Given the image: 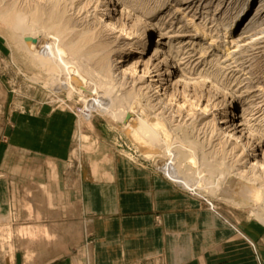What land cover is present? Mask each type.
Masks as SVG:
<instances>
[{"label":"rangeland","instance_id":"374dc122","mask_svg":"<svg viewBox=\"0 0 264 264\" xmlns=\"http://www.w3.org/2000/svg\"><path fill=\"white\" fill-rule=\"evenodd\" d=\"M126 1L130 3V5H134V7L147 4L148 7L155 8L159 5V0ZM198 1L199 0L195 1L194 4V6L200 5L199 14L197 16L194 15L197 8L190 12L187 9L190 6V4H188L180 7H169L165 5L163 7L164 9L162 8V14H158L154 17L153 24L158 26V30L153 34L150 50L145 55L146 61L155 55L156 44L161 39V33H169V37L182 34L196 35V38L179 39V41H175L174 44L182 42L184 47L187 46L184 51L185 53L191 49V51H197L199 57L204 53L201 51L204 50L207 53L206 56L208 60L203 61V64L201 63L199 66H205L204 68L207 70H215L214 72H217V68L221 69L220 65L225 61L224 52L217 49V44L210 47V37L217 35L221 37V35H223L222 24H225L227 22L226 20H229L235 14L242 1L228 0L227 2H223L221 7H218L219 1L216 2V0L203 1L201 2L203 5ZM260 1L261 0H258V3ZM99 3V0H0V13L2 15V13L4 14L12 11L16 14L24 15L25 13H30V11L34 9H39L44 11L43 14H46V16L57 18V22L59 19L64 18L63 23H61L62 20L59 22L63 24V28H68L70 30L71 35H68L72 37L74 34H89V30L92 32L94 31L95 34L101 31L100 28L101 25H103L101 21H103L104 18L97 14ZM208 3L211 4L209 8H206ZM160 4L163 5V3ZM257 6L258 5H256L255 8H257ZM178 8L182 13H177ZM103 9V7H100V10ZM234 9H236V11ZM206 10L209 11L207 12ZM260 18L262 17L260 16ZM192 19L193 21H191ZM117 20H119V17H116L115 22ZM3 21L4 20L1 18L0 195L7 198V204L2 206L5 208L4 210H0L1 259L9 262L12 261L16 255L20 254L31 261L38 256V253L33 251L36 246L49 247L52 244L65 243L69 240L70 237L64 235L46 236V233H44V231L46 232L49 230V221H51L52 224L55 223V219L53 218L62 220L57 222V229H62L69 225L63 224L65 223L64 217H62V214H59L62 213L61 210L64 208L63 205L61 208L57 209L59 213H55L53 218H50L48 212L44 215V213L38 209L40 207L49 208L48 203L34 204L37 198H47L52 195L53 191L50 190V181L58 184L61 173L63 177H66L65 182H67V186L72 187L74 189L73 191L79 194L81 184H83L85 180L89 182H108L112 178L111 174H117L119 176L123 174V169L128 170L129 168L127 167L131 169L132 165L134 166L135 164L139 166L138 168L147 177V181L142 182V187H144L143 190H145L144 192L147 193L150 187H153V189H164L167 188L166 185H168L169 192H177L178 196L175 197V200L180 202L179 207L182 212H201L203 218L202 222H208V219H210L209 216L213 217L216 215L221 221L218 223V226L230 228L238 233H240L238 230L244 229L250 234H253L251 236L253 239H258L264 235V223L259 221L251 211L252 209L249 208L248 210V207L244 209L237 208L234 202H227L226 196L224 193L222 194V192L226 190L227 185L224 184L215 187L216 185L213 184L212 186L211 184L203 189L201 187L202 184H200L199 187L197 186L195 192H191L187 188L183 187V189L181 184L166 180L164 178L165 174L159 166L149 158V155L140 150L139 146L134 145V142L123 129V123L120 121L115 124H112V122L110 123V121L102 116V113H99L94 107L93 103L95 102H92L94 100H90V102L86 98L87 96L83 95L76 86L71 85L72 82L70 78L73 77V74H66V72L57 65L53 67L33 66L28 60L29 58L27 59L22 50L18 47L7 24ZM127 21H129L128 15L124 17V23H127ZM245 26L244 24L237 29L242 30ZM202 29L207 32V35L204 36V40H201L197 36V34L200 36L202 35V31H200ZM197 31H199L200 34L196 33ZM103 34L101 39L98 40L99 45H102V49L104 48L101 50H105V55L108 52L110 53V51H114L111 55L112 59L109 58V60L111 59L112 62L115 63L114 65L116 68L114 71H116V76L121 73L126 64H129L128 66L131 65L130 68L134 70L135 62L128 63L124 58L125 52L130 50L131 47L126 46L127 43L125 42L119 43V40L114 41L113 38L115 35L106 36L107 33H105L106 35ZM108 39L110 40L108 41ZM69 40L70 38L67 39V41ZM188 42L191 43L188 44ZM219 42H221V39L218 40V45L220 44ZM86 53L88 52L84 51L81 57H84ZM90 53L81 61V65H85L86 67L82 66L83 68L81 67V70L78 69L79 73L82 72L79 74V77L81 76V78L86 80L87 78L91 80L92 78L96 79L98 77L97 74H99V70L105 67V65L102 67V61H104V64L107 62V66H109L108 64L110 62L108 59H106V61L103 59V53V56H101V53L98 55L96 53ZM207 61L211 62L208 66L207 63H205ZM97 63L101 65V68L99 65L96 66ZM230 63L233 62L227 64L229 67L231 65ZM216 64H218V66H215ZM251 64L252 62H250L248 66ZM254 66L256 70H253L255 71L253 74H247L244 71L245 74L239 71L232 73L229 70L230 72L227 71L226 75L228 74V78L233 82L234 79H236L232 85L235 86L239 84L237 88L242 87L243 93L246 91L252 92L254 90V92H252V97L254 96L253 98L255 99H252L254 104L250 106L251 110H249L248 113L251 114V111H253V114L256 113L260 117L264 115V54L260 55V58L257 59ZM84 68L87 71L82 70ZM142 70L143 67L137 70V72L135 71L131 75L128 73L125 76L130 77L131 80L135 77H141L143 74ZM188 78L189 80H185L178 77L175 81H169L168 84L164 86V89H167L173 84L171 88L178 89V95L180 94L181 98L183 97L182 99L188 100L190 105L194 104V106L188 108L191 109L189 113L187 111L183 112L181 118H178L177 115L174 114V111L179 108V102H174L178 106H169L168 110L172 108L170 112L167 110L164 115L162 114L165 118L161 115L166 122L169 120L167 124L173 131L170 134L168 143L170 154H172L169 158L172 157L173 161L177 162L180 167L179 174L188 182H195L196 172L198 171L201 175L203 174L198 180L203 184H209V179L214 178L216 172L221 175L231 174L233 167L236 169L235 161L237 158L224 150L223 139L225 133L218 129V122L221 115H219L218 119L215 121L219 112H214L216 108L214 109L213 106H211L212 103L208 104L207 99H209V97L215 99L216 97V99L218 98L217 103H219L222 100L225 101V98L226 100H231V98H229L228 94H221L222 91L217 89V85H212L211 81L205 85L202 84L205 79L201 77L197 78V76H191ZM149 80L151 82L153 79L149 78L147 81L149 82ZM170 80H173V77H171ZM177 80L180 81L178 83L179 86H175ZM128 83L129 85L127 84L119 90H116L115 94H113L114 96L112 95L109 101H104L109 103V108L112 106H119L118 111H120V109L123 111L124 108L129 109V107L131 109V102V105H129V102L127 103L126 101L129 99L131 100V98L133 99L135 94L132 90V85H130V82ZM171 88H168L167 91L163 90L160 94H172L171 91L173 90H171ZM200 92L204 93V95L207 93L208 95L206 94L205 100L204 97H202L203 99H201L202 101L198 103L197 107L195 106L197 100H195L196 97L194 96L198 94V97H200V95H202ZM227 93H229V91ZM165 99L166 98H164V100ZM182 99L178 100L183 102L184 100ZM122 104L124 108H121ZM208 105H210L209 108L203 112L202 109H205ZM186 106H189V104H186L185 108ZM161 112L162 111H158L156 114L160 115ZM235 116L236 114L232 113V117L235 118ZM248 119H250V117H248ZM237 121L238 119L232 123L229 132L235 133V127L240 124ZM240 137L241 140H245L247 135L242 134ZM186 156L193 158L195 165L191 164L189 160H187L189 161L187 162ZM126 164L129 166H126ZM59 169L62 170V172L59 173ZM117 169H120L121 173L119 170L117 171ZM129 174L131 175L133 172L131 171ZM135 185L136 182L134 184V191L137 192ZM216 190L221 194L214 196L213 194H215L214 192ZM170 198L172 199V197ZM190 199H194V201L197 202L193 203V208L191 209L187 207L189 204L188 202L192 201ZM71 208L69 216L65 218L67 223H72L68 227L80 228L82 226V228H84L85 225L83 226L80 223V220H84L80 219V215L83 213L81 205L75 204ZM263 208L264 206L261 207V209ZM1 211L3 213H1ZM262 212L264 213V211ZM155 217L159 224L161 218L160 213L157 212ZM60 222L62 225H59ZM28 226L37 228L39 232L33 235L30 234L26 237L20 236L19 230L22 227ZM89 226L90 225L87 223L86 227ZM256 230H260L259 233ZM76 238L79 239V237ZM248 244L251 247L249 258L256 260L258 264H264L262 255H260V253L258 255V251H261L256 247V243L251 241V243ZM250 264L253 263L250 262Z\"/></svg>","mask_w":264,"mask_h":264},{"label":"bare ground","instance_id":"6f19581e","mask_svg":"<svg viewBox=\"0 0 264 264\" xmlns=\"http://www.w3.org/2000/svg\"><path fill=\"white\" fill-rule=\"evenodd\" d=\"M99 1L100 3L99 8L97 9V14L104 18V20L101 21L103 25L100 24L101 31L99 30L100 32L98 34L89 30V34H74L70 37V30L68 28H63V24H61L64 22V18L62 19L59 16L61 18L59 21L62 20V22H57V18L48 17L46 14H43L44 11L39 9H34L33 11H30V13H25L24 15H19L12 11L4 14L2 13V15L0 13V17L5 21L13 39L18 44V47L22 50L25 57L27 59L29 58L28 60L33 66L53 67L57 65L60 66L66 74H73V77L70 78L72 82L71 85L76 86L83 95L87 96L86 98L89 101L94 100L92 101L96 103H93L94 107L99 113L101 112L102 116L110 121V123L112 122V124H115L118 121L123 123V129L128 137L134 142V145L139 146L140 150L149 155V158L153 160L165 174L166 179L181 184L182 188H187L191 192H195L197 186L199 187L200 184H202L201 187L203 189L211 184L212 186L213 184L216 185L215 187L225 184L227 185V188L222 194L224 193L226 196L225 198L227 199V202H234L237 208L244 209L248 207V210L249 208L252 209L251 211L259 221L264 223V213L262 212L264 211V208L261 209V207L264 206L262 205L264 204V115L259 117L256 113L253 114V111H251V114L248 113L249 110H251L250 106L254 104L253 100L255 99L253 98L254 96L252 97V92H254V90L252 92L246 91L243 93L242 87L237 88L239 84L235 86L232 85L236 79H234L233 82L228 78V74L226 75V72L229 70L232 73L237 71L241 73L244 71L247 74H253V72H255L253 71L256 70L254 66L255 62H257V59L260 58L261 54H264V0H261L259 3L258 0H240L242 2L239 9L237 11L234 9L236 11L235 14L229 20L227 19L225 24H222L223 35H221V37L220 35H217L218 37H210V47L217 44V49L224 52L225 61L220 65L221 69L217 68V72H214L215 70L211 71V69L207 70L204 68L205 66H199L203 61L208 60L206 56L207 53L204 50L201 51L204 53L199 57V53L197 51H191V49L185 53L184 51L187 46L184 47L182 42L174 44V42L179 41V39L196 38V35L182 34L169 37V33H161V39L156 44L155 55H153L148 61L145 60V55L150 50L153 41V34L158 30V26L153 24L154 17L158 14H162V8L165 5H168L169 7H180L188 4H190V6L187 9L190 12L197 8L194 12V15L197 16L200 8V5L194 6L195 1L197 0H159V5L157 7L154 6L155 8H150L147 4H141L140 7H134V5H130L126 0ZM203 1L207 0H199L198 2L201 3ZM217 1H219L218 7H221L222 3L227 2L228 0H216V2ZM160 3H163V5ZM210 4L211 3H208L206 8H209ZM256 5H258L257 8H255ZM100 7H103L104 9L100 10ZM180 12L182 13L178 8L177 13ZM127 15L129 21L124 23V17ZM260 16L262 18H260ZM116 17H119V20L115 22ZM191 21H193V19ZM244 24L246 25L245 28L242 30L237 29ZM200 31H202V35L200 36L197 34V36L201 40H204V36L207 35V32L203 29ZM103 33H107V35L105 34L106 36L115 35L113 38L114 41L119 40V43L125 42L127 43L126 46L131 47L130 50L125 52L124 58L128 63L135 62L134 70L130 68L131 65L128 66L129 64H126L121 73L118 74L119 76H116V71H114L116 66L111 60V55L114 51H110V53L108 52L105 55V50L102 51L104 48L102 49V45H99L98 40L101 39ZM196 33L200 34L199 31ZM69 38L70 40L67 41ZM219 39H221V42H219L220 44L218 45ZM109 40L110 39H108V41ZM190 43L191 42H188V44ZM83 50L88 53H96L97 55L101 53V56H103V53V59H105V61L106 59L109 60V58H111L109 60L110 62L108 61L109 66L106 65L107 62L104 64V61H102L101 65L102 67L105 65V67L99 70V74H97L98 77H94L96 79L92 78L89 80V78H87L86 80L81 78V76L79 77V74L82 72L79 73L78 69L83 66L81 65V61H83V58L85 59V56L88 54L86 53L84 57H81V54L84 52ZM229 62H233L230 63V67L227 65ZM250 62H252V64L248 66ZM205 63H207V66L211 64L209 61ZM98 65L99 64L97 63L96 66ZM101 65H99V67ZM215 66H218V64ZM141 67H143V74L141 77H135L131 80L130 77L125 76L128 73L131 75L133 72H137ZM82 70H85V68ZM244 72L243 74H245ZM191 76L205 79L202 83L205 85L211 81L212 85H217V89L222 91L221 94H228L229 98H231V100H226V98L223 97L225 98V101L222 100L219 103H217L218 98L216 99V97L215 99L212 97L207 99L208 104L212 103L211 106H213L214 109L216 108L214 112H219L215 121L218 119V116L221 115L218 122V129L225 133L223 139L224 150L229 154H233L237 158L235 161L236 169L233 167L231 174L221 175L216 172L214 178L209 179V184H203L198 180V178L200 179L203 175L198 171L196 172L195 182H188L179 174L180 167L177 162H174L172 157L169 158L172 154H170L171 152L168 143L170 134L173 131L167 124L169 120L166 122L161 117V115H164L165 111L168 110L169 106L176 105L174 102H179L180 104L179 108L174 111V114L177 115L178 118L183 116V112L187 111L189 113L191 111V109L188 108L194 106V104L190 105L188 100L182 99L183 97L181 98L180 94L178 95V89L171 88L173 84L168 87L173 90L171 91L172 94H163L164 98H166L165 100L163 95L160 94L163 90H168V88L164 89V86H166L169 81L173 82L175 79H178V77L189 80L188 77ZM171 77H173V80H170ZM149 78H152L153 80L151 82L149 80L148 82L147 80ZM128 82L132 85V90L135 94L133 99L131 98V100L129 99L126 101L127 103L129 102V105L132 104L131 109L130 107V110L124 108L123 104L121 105V108H124L123 111L122 109L118 111L119 106H112L109 108V103L104 101H109L110 97L115 94L116 90H119L127 84L129 85ZM179 82L180 81L177 80L175 86L178 85ZM228 91L229 93H227ZM201 94L200 97H198V94H195L196 96H194L196 97L195 100H197L195 104L197 107L198 103L202 101V97H204L205 100L207 93L205 95L204 93ZM178 99L184 101L180 102ZM186 104H189V106H186L185 108ZM209 106L210 105L205 109L201 108L202 111L205 112ZM170 110L168 111L170 112ZM158 111H162L160 115L156 114ZM232 113L236 114L235 118L232 117ZM248 117H250V119H248ZM236 119H238L237 122L240 123L239 126L235 127V133L229 132L232 123L236 121ZM242 134L247 135L245 140H241L240 136ZM186 157V161L189 160L191 164L195 165L193 158L190 156ZM134 166L138 165L135 164ZM214 193V196L221 194L217 190ZM31 227L32 226L22 227L19 230V235L26 237L30 234L33 235L39 232L37 228ZM44 233H46V236L50 235L49 230L46 232L44 231Z\"/></svg>","mask_w":264,"mask_h":264},{"label":"crops","instance_id":"0c3cea01","mask_svg":"<svg viewBox=\"0 0 264 264\" xmlns=\"http://www.w3.org/2000/svg\"><path fill=\"white\" fill-rule=\"evenodd\" d=\"M127 168L119 176L111 174L108 182L85 180L79 194L67 186L62 173L58 184L50 181L52 195L39 197L34 204L48 203L49 208L38 209L44 215L48 212L50 218L63 205L59 214L68 226L72 223L65 218L73 205L80 204L83 212L80 219H84L80 223L85 227L57 229V222L62 220L53 218L55 223L48 224L50 236L70 237L67 242L36 246L33 251L38 256L31 261L18 254L9 262L0 258V264H258L249 258L251 241L261 251L258 255H262L264 263V235L253 239V234L244 229L238 233L220 227L216 215L202 222L201 212L180 210V202L175 200L178 194L169 192L168 185L164 189L150 187L146 193L142 187L146 175L138 166ZM190 200L187 207L191 209L197 202ZM5 204L7 198L0 195V210L5 209L2 207ZM157 212L161 216L159 224Z\"/></svg>","mask_w":264,"mask_h":264}]
</instances>
